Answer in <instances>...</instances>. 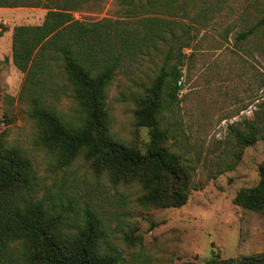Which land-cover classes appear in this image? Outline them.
<instances>
[{"label": "rangeland", "instance_id": "rangeland-1", "mask_svg": "<svg viewBox=\"0 0 264 264\" xmlns=\"http://www.w3.org/2000/svg\"><path fill=\"white\" fill-rule=\"evenodd\" d=\"M63 1L0 0V24L8 29L0 38V132L7 130L9 142L32 160L37 198L58 207L74 227L94 215L105 233L104 249L120 264H206L264 252V213L237 202L239 193L259 183L264 166V28L239 38L264 17V0H78L72 14L85 24L147 17L166 24L167 44L160 48L173 50L172 65L178 62L182 71L178 101L167 103L155 128L139 124L144 92L129 73L119 72L107 97L116 138L155 155L151 190L113 182L84 153L63 165L40 142L37 120L22 97L25 74L13 63V30L44 21L47 9L39 2ZM56 65L57 81L66 83ZM54 103L59 112L74 108L71 98ZM249 126L258 138L243 144L237 134L248 135ZM160 155L181 176L187 194L182 206L160 199L169 184Z\"/></svg>", "mask_w": 264, "mask_h": 264}, {"label": "trees", "instance_id": "trees-1", "mask_svg": "<svg viewBox=\"0 0 264 264\" xmlns=\"http://www.w3.org/2000/svg\"><path fill=\"white\" fill-rule=\"evenodd\" d=\"M39 4L47 9L44 21L14 28L12 58L25 74L22 97L37 120L40 142L63 165L84 153L94 170L109 172L113 182H137L151 190L155 155L143 154L116 138L107 97L119 72L129 73L144 92L136 112L139 124L155 128L167 103L178 101L182 71L178 62L172 65L173 50L160 48L168 38L164 20L147 17L130 25L106 19L85 24L72 14L78 0ZM262 27L264 17L239 38L246 39ZM7 30L0 24V38ZM56 63L66 83L57 81ZM154 66L156 74L151 71ZM63 97L72 99L71 113L59 112L55 106ZM237 137L251 144L258 138L257 129L249 126L248 135L239 132ZM159 167L169 181L160 199L171 206L184 205L186 188L178 170L165 155H160ZM35 178L24 149L9 142L7 130L0 132V264H120L119 256L103 247L100 220L88 214L83 224L71 226L58 207L37 198ZM237 202L264 213V166L259 183L239 193ZM206 264H264V252L223 262L212 258Z\"/></svg>", "mask_w": 264, "mask_h": 264}]
</instances>
